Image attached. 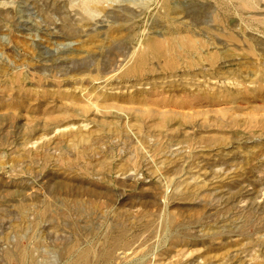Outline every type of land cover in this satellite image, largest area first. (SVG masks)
<instances>
[{
	"label": "rangeland",
	"instance_id": "obj_1",
	"mask_svg": "<svg viewBox=\"0 0 264 264\" xmlns=\"http://www.w3.org/2000/svg\"><path fill=\"white\" fill-rule=\"evenodd\" d=\"M0 264H264V0H0Z\"/></svg>",
	"mask_w": 264,
	"mask_h": 264
},
{
	"label": "bare ground",
	"instance_id": "obj_2",
	"mask_svg": "<svg viewBox=\"0 0 264 264\" xmlns=\"http://www.w3.org/2000/svg\"><path fill=\"white\" fill-rule=\"evenodd\" d=\"M182 37H184V38H182V39H180V41L183 43V46H184V49H185V51L188 49V51L190 52V51H195L196 50V48H195V46L194 45H192V42L190 41V37H187V36H182ZM174 40H176V39H174ZM161 43V42H160ZM156 44H159V42L158 41H154V42H151V43H149V45H147V48H146V50H153L154 48H155V45ZM144 46V45H143ZM140 52V51H139ZM131 55V54H130ZM127 56V55H126ZM143 57H144V53H139V54H137V56H136V59H135V61L136 60H143ZM124 59H126L125 57H124ZM129 59V58H128ZM131 70L132 69H129V71H127L128 73H130L131 72ZM92 101V100H91ZM100 102V101H99ZM88 104V103H87ZM106 104V103H105ZM95 106H96V104H95Z\"/></svg>",
	"mask_w": 264,
	"mask_h": 264
}]
</instances>
